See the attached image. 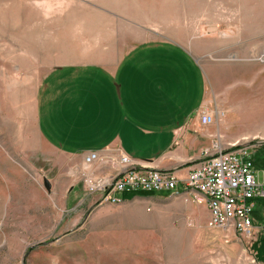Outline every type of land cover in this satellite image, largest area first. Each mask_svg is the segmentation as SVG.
Returning <instances> with one entry per match:
<instances>
[{
  "label": "rangeland",
  "instance_id": "1",
  "mask_svg": "<svg viewBox=\"0 0 264 264\" xmlns=\"http://www.w3.org/2000/svg\"><path fill=\"white\" fill-rule=\"evenodd\" d=\"M109 34L192 53L207 73L211 111L231 138L257 145L264 181V0H0V264H259L264 231L224 247L198 204L170 191L102 203L84 185L91 172L68 175L49 161L61 158L36 152V96L60 61L51 56L82 61ZM256 244L262 257L253 262Z\"/></svg>",
  "mask_w": 264,
  "mask_h": 264
},
{
  "label": "crops",
  "instance_id": "2",
  "mask_svg": "<svg viewBox=\"0 0 264 264\" xmlns=\"http://www.w3.org/2000/svg\"><path fill=\"white\" fill-rule=\"evenodd\" d=\"M99 38L92 57L82 61L68 62L66 52L51 56L60 61L40 82L34 114L43 150L38 146L36 152L61 158L50 159L51 165L75 176L85 172L84 159L95 152L102 161L91 175L111 176L120 170L105 159L125 155L141 167L172 171L185 180L214 142L239 140L229 136L226 121L201 123L204 113H216L207 95V73L184 47L163 41L120 44L112 34L101 46ZM257 206H264V199ZM199 207L208 225V208ZM258 214L263 218L254 211V220L261 225L264 209ZM261 230L256 227L253 238ZM221 231L224 247L238 240L235 232ZM255 246L249 260L262 257V246Z\"/></svg>",
  "mask_w": 264,
  "mask_h": 264
},
{
  "label": "built area",
  "instance_id": "3",
  "mask_svg": "<svg viewBox=\"0 0 264 264\" xmlns=\"http://www.w3.org/2000/svg\"><path fill=\"white\" fill-rule=\"evenodd\" d=\"M218 119L219 115L204 113L201 123L209 126ZM241 141L214 142L185 180L172 171L141 167L123 155L103 160L120 170L116 175L94 177L84 173L83 182L90 195L99 194V202L112 205L122 204L119 194L125 192L170 191L187 202L205 205L210 214L209 228L233 231L238 240L251 239L256 228L254 211L264 199V181L256 168L257 145ZM101 161L98 153L87 155L84 170L92 172ZM259 227L264 228V222Z\"/></svg>",
  "mask_w": 264,
  "mask_h": 264
},
{
  "label": "water",
  "instance_id": "4",
  "mask_svg": "<svg viewBox=\"0 0 264 264\" xmlns=\"http://www.w3.org/2000/svg\"><path fill=\"white\" fill-rule=\"evenodd\" d=\"M44 181H45L44 183H45V187H46V189H47L48 191H50L52 186H51L49 180H48L47 178H45Z\"/></svg>",
  "mask_w": 264,
  "mask_h": 264
}]
</instances>
